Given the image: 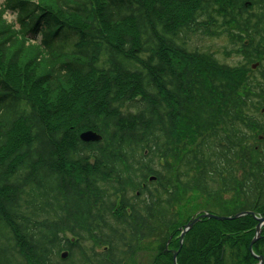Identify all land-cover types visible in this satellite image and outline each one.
<instances>
[{"label":"trees","instance_id":"16d2710c","mask_svg":"<svg viewBox=\"0 0 264 264\" xmlns=\"http://www.w3.org/2000/svg\"><path fill=\"white\" fill-rule=\"evenodd\" d=\"M197 29L227 33V53L245 62L188 47ZM259 40L264 0L0 1V264H132L129 254L149 237L159 247L138 264H174L167 241L178 248L197 213L183 216L184 193L220 200L203 207L213 213L264 215ZM74 78L84 83L72 87ZM87 129L102 138L82 139ZM230 192L242 205L224 198ZM237 217L200 221L239 224L229 234L243 232L237 245L254 264L258 220ZM197 223L177 264H234L227 247L208 244L220 236Z\"/></svg>","mask_w":264,"mask_h":264},{"label":"rangeland","instance_id":"374dc122","mask_svg":"<svg viewBox=\"0 0 264 264\" xmlns=\"http://www.w3.org/2000/svg\"><path fill=\"white\" fill-rule=\"evenodd\" d=\"M182 8V7H181ZM9 11V10H8ZM15 12L9 11L6 12V17L11 21V20H15ZM120 28V27H119ZM118 30H122L119 29ZM116 28H112V30H115ZM217 32V31H214ZM188 38H187V45L190 48H195L198 49L199 51H207L209 53H212L215 57H217L220 61L222 62H226L229 64H238V63H242L245 62L243 54H239L236 52H231L230 54L227 53V51L231 50L232 43L230 41L229 35L227 33H208L206 31H202V29H197V30H192L191 33L188 34ZM41 35H38V40H34L33 43L42 45L40 42ZM36 41V42H35ZM37 46V45H36ZM32 54V50L27 51V55H31ZM25 56L22 57V63L20 64L23 69H24V73L21 75L20 80H22L21 78L24 77V75L27 73V67H25ZM45 65L42 66H38L36 71H40L42 68H44ZM257 67V66H256ZM14 72V70H12ZM21 71V67H19L18 70H16V72ZM10 74H13L11 71H9ZM258 73L257 70H255L253 72ZM248 75V73H247ZM13 79H16L15 77ZM23 81V80H22ZM82 83H84L83 81L80 82L79 79L74 78L72 79V87H77L79 85H82ZM37 91H40L39 94H45V95H49V92L44 88L41 87V89H37ZM67 91H65L63 89V87L57 89L56 95H60V97H62V99L66 98V93ZM39 96V95H38ZM40 99H44L43 96H39ZM71 103H67L65 104V107L63 109L64 112L68 111L69 108L68 106H70ZM56 107H54L55 109ZM63 107H59V110L62 109ZM66 108V109H65ZM58 111V110H57ZM56 112V111H54ZM53 116L58 119L59 121H61L63 118L60 117L58 114H53ZM238 195V194H237ZM237 195L234 192H230V193H225L224 194V198L227 199L228 201L233 200V198L236 196V203L239 205H242L243 201L241 198H237ZM215 201L216 203H220L219 206H221V201L220 200H209L208 197H205L204 195L200 194V193H184L180 203H182L180 206H182L181 208V212L183 214V216H186L190 213H194V212H198L199 210H203L208 202L210 203L209 205L216 207L215 205ZM179 203L176 202V205H178ZM217 214H222L225 212V209H215ZM238 218L233 217V218H229V219H235ZM238 223V222H236ZM218 225H212L209 224L207 222H203L200 221L197 223V229H202L203 230V235L206 234L207 231H211L212 234L214 235H219L220 236V241L221 242H214V240H212L210 243H208L209 245H212V247L216 248V251L220 249L221 246L223 247H227V253L230 255L231 253L234 256V264H249L248 263V258L244 256V249H241L239 247L240 243L239 242V238L240 235L243 234V232L238 235V236H234V234H229L230 230H232V228H239V224H234V226L230 225V224H222V227L220 228V230H216L214 229L215 227H217ZM222 229V230H221ZM68 236H71L70 233L67 234ZM223 235V237H222ZM238 237V238H237ZM151 239V238H149ZM261 239V240H259ZM257 241L258 243H256V248H254V243H253V251L250 250L251 254L255 257L256 262H254V264H264V226L262 227L261 230V236ZM161 241V240H160ZM238 241V242H237ZM163 242V241H162ZM159 244V241L152 238V241H149L148 239L145 240H141V243H138V246L136 248H134V250L132 251V253L129 254V256L131 257V263H138L139 261H148L151 258V254L153 253V251L156 249V246ZM161 244V243H160ZM239 244V245H237ZM167 246V245H166ZM169 246V244H168ZM250 246V244H249ZM159 247V245H158ZM157 247V249H158ZM171 246H169L168 249H170ZM97 249H102V245L100 247H98ZM156 249V251H157ZM250 249V247H249ZM155 251V252H156ZM257 256H256V255ZM196 255V253H195ZM258 256H262L263 259L261 260Z\"/></svg>","mask_w":264,"mask_h":264},{"label":"water","instance_id":"95a60500","mask_svg":"<svg viewBox=\"0 0 264 264\" xmlns=\"http://www.w3.org/2000/svg\"><path fill=\"white\" fill-rule=\"evenodd\" d=\"M81 138L84 140H99L102 138V135L100 133H98L97 131L93 130V129H87L81 132ZM152 178V177H151ZM244 213H252L257 219H258V223L256 225V235L253 237V239L250 242V250L253 251V243L261 236V230H262V225L264 224V215H257L255 211H251V210H246V211H242V212H238L235 215H218L212 212H203L201 215L202 216H206V217H215L217 219H225V218H233L236 216H239L241 214ZM200 219V216L198 217H194L192 218L183 228L181 235H183L186 230L190 227L193 226V224L198 221ZM67 252L64 251L62 253V256H66ZM256 255V254H255ZM257 256V255H256ZM261 260L263 259L262 256H258Z\"/></svg>","mask_w":264,"mask_h":264},{"label":"flooded vegetation","instance_id":"af4514ba","mask_svg":"<svg viewBox=\"0 0 264 264\" xmlns=\"http://www.w3.org/2000/svg\"><path fill=\"white\" fill-rule=\"evenodd\" d=\"M259 41H260V42H261V41L263 42L264 40H259ZM262 56H264V52H263ZM263 61H264V59H259V60L255 63V65H254V64L252 65L253 69L259 67V65H261L262 63H264ZM256 66H257V67H256ZM261 68H262V66H261ZM252 73H253V71L251 72V70L248 69V76H249V75L251 76ZM259 73H260V72L258 71V74H259ZM258 99H259V98H258ZM263 107H264V105H260V107H259V108H261L260 110L263 111V110H264ZM262 108H263V109H262ZM252 109H254V110H252L251 113H253L254 111H257V110H255L254 107H253ZM254 114H255V112H254ZM188 231H189V230H187L183 235H181L182 231L180 232V235H179V237H180V241H179L180 246H179L178 248H174V247H172V246H171V248H170V250H171L172 253H173L174 264H177L178 253H179V251L181 250V248L183 247V245H184L185 243H186V244H189V239H188L187 237H185V236L187 235ZM149 238H151V239H149ZM149 238H148V240H149V241H152V237H149ZM171 238H172V236H171L170 239L167 241L166 249L169 248L168 244L171 245V243H170V242H171ZM155 254H156V253H155V250H154L153 253L151 254V258H150L148 261H145L144 263H146V262H151ZM130 260H131V258H130ZM141 262H143V261H139L138 263H141ZM138 263H137V264H138ZM132 264H135V263H132Z\"/></svg>","mask_w":264,"mask_h":264}]
</instances>
